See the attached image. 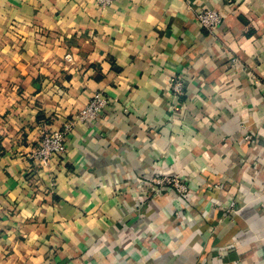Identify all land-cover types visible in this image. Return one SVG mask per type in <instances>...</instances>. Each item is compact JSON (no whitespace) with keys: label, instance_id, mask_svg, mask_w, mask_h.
<instances>
[{"label":"crops","instance_id":"0c3cea01","mask_svg":"<svg viewBox=\"0 0 264 264\" xmlns=\"http://www.w3.org/2000/svg\"><path fill=\"white\" fill-rule=\"evenodd\" d=\"M0 264H264V0H0Z\"/></svg>","mask_w":264,"mask_h":264},{"label":"built area","instance_id":"2783aa9c","mask_svg":"<svg viewBox=\"0 0 264 264\" xmlns=\"http://www.w3.org/2000/svg\"><path fill=\"white\" fill-rule=\"evenodd\" d=\"M96 5L100 7H108L113 3V0H93ZM195 19L204 28L213 30L217 28L223 20V14L216 8H202L196 11ZM233 61L235 58L232 59ZM170 94L172 99L179 97L184 93L183 78L181 75H173L170 78ZM107 105V100L100 93H94L89 97L87 102L75 112L74 116L65 121L61 126L54 129H48L42 132L40 141L37 146L31 151L30 157L37 161L38 164L43 166L49 165L53 161H61L66 151V140L75 129L78 122H86L90 119H95L100 116L104 107ZM249 138L251 135L246 133ZM140 181L143 189L161 193L163 190L172 187L182 197H179L183 203L188 200L187 190L188 186L183 179L179 176H163L159 173L147 175L142 177ZM49 184L54 185V179L51 177ZM227 212L234 211L233 203L227 207Z\"/></svg>","mask_w":264,"mask_h":264}]
</instances>
